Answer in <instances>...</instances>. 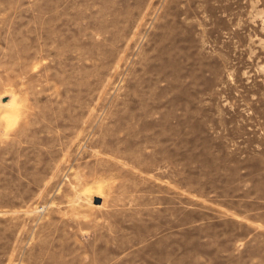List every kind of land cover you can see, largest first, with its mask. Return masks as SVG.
<instances>
[{
  "label": "rangeland",
  "instance_id": "374dc122",
  "mask_svg": "<svg viewBox=\"0 0 264 264\" xmlns=\"http://www.w3.org/2000/svg\"><path fill=\"white\" fill-rule=\"evenodd\" d=\"M0 264H264V0H0Z\"/></svg>",
  "mask_w": 264,
  "mask_h": 264
},
{
  "label": "water",
  "instance_id": "95a60500",
  "mask_svg": "<svg viewBox=\"0 0 264 264\" xmlns=\"http://www.w3.org/2000/svg\"><path fill=\"white\" fill-rule=\"evenodd\" d=\"M101 201V198H96V202L99 203Z\"/></svg>",
  "mask_w": 264,
  "mask_h": 264
}]
</instances>
